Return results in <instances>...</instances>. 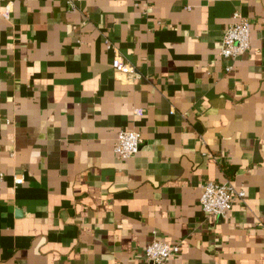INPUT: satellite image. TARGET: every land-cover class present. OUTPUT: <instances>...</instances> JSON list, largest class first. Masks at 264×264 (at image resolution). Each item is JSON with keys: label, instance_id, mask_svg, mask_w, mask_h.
<instances>
[{"label": "crops", "instance_id": "obj_1", "mask_svg": "<svg viewBox=\"0 0 264 264\" xmlns=\"http://www.w3.org/2000/svg\"><path fill=\"white\" fill-rule=\"evenodd\" d=\"M208 180L246 197L209 215ZM155 238L162 264H264V0L0 1V264H152Z\"/></svg>", "mask_w": 264, "mask_h": 264}, {"label": "built area", "instance_id": "obj_2", "mask_svg": "<svg viewBox=\"0 0 264 264\" xmlns=\"http://www.w3.org/2000/svg\"><path fill=\"white\" fill-rule=\"evenodd\" d=\"M7 1V0H0ZM80 0H67L71 8H76ZM10 3L6 6L5 16H9ZM235 21L225 30L221 40L220 54L231 60H236L250 50L251 40V23L248 17L239 12L234 14ZM108 46H111L108 44ZM112 65L115 71L121 75L137 76L136 69L133 65L125 63L120 56H115ZM233 64L227 66V71L232 70ZM144 144L142 134L137 130L122 129L118 132L115 151L123 159L130 158L137 154ZM24 182L23 177H16L17 185ZM246 197V191L241 185L231 181L217 182L208 180L202 185V194L200 205L202 209L212 216L226 217L229 215L235 202ZM180 244H171L161 239L155 238L144 248L148 263L162 264L167 258L180 251Z\"/></svg>", "mask_w": 264, "mask_h": 264}]
</instances>
